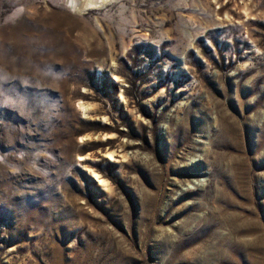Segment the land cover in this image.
Here are the masks:
<instances>
[{
    "label": "rangeland",
    "instance_id": "1",
    "mask_svg": "<svg viewBox=\"0 0 264 264\" xmlns=\"http://www.w3.org/2000/svg\"><path fill=\"white\" fill-rule=\"evenodd\" d=\"M0 264H264V0H0Z\"/></svg>",
    "mask_w": 264,
    "mask_h": 264
},
{
    "label": "bare ground",
    "instance_id": "2",
    "mask_svg": "<svg viewBox=\"0 0 264 264\" xmlns=\"http://www.w3.org/2000/svg\"><path fill=\"white\" fill-rule=\"evenodd\" d=\"M105 1L106 0H66V4L73 14H80L85 10L100 7ZM79 107L83 112H86L85 106L80 105ZM110 156L112 157V155Z\"/></svg>",
    "mask_w": 264,
    "mask_h": 264
}]
</instances>
